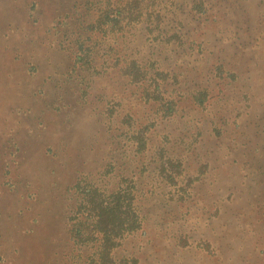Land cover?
I'll return each instance as SVG.
<instances>
[{"label":"rangeland","instance_id":"1","mask_svg":"<svg viewBox=\"0 0 264 264\" xmlns=\"http://www.w3.org/2000/svg\"><path fill=\"white\" fill-rule=\"evenodd\" d=\"M206 1L207 21L129 56L163 72L148 98L106 39L91 66L71 54L79 0H0V264H84L82 176L143 217L118 264H264V0Z\"/></svg>","mask_w":264,"mask_h":264},{"label":"trees","instance_id":"2","mask_svg":"<svg viewBox=\"0 0 264 264\" xmlns=\"http://www.w3.org/2000/svg\"><path fill=\"white\" fill-rule=\"evenodd\" d=\"M79 5L83 9L77 11L76 16L85 14L86 20L77 31L78 37L68 42L76 61L91 66L94 55L98 54L99 40L106 39L107 47L115 55V58L110 57L112 64H121L128 80L141 84L148 98L154 94L149 91L152 84H162L163 79L157 74L163 72L152 71L150 56L145 57L147 60L129 56L139 55L141 48L157 51L173 38L180 37L171 25L185 28L186 16L195 18L198 10L203 12L196 16L197 21L205 22L211 10L206 0H79ZM127 50L134 55H129ZM162 95L168 104L173 102V98ZM206 96L203 90L198 100L208 106ZM144 145L141 148L139 144L140 149H144ZM73 188L68 231L74 243L79 244L78 256L84 264H118L113 257L114 249L126 235L137 231L143 220L134 205V196L128 188L121 192L112 187L101 189L83 176Z\"/></svg>","mask_w":264,"mask_h":264}]
</instances>
